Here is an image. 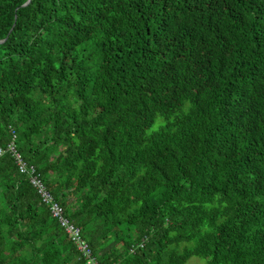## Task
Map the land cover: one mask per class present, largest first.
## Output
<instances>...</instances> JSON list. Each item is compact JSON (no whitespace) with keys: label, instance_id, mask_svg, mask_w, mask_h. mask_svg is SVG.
Instances as JSON below:
<instances>
[{"label":"trees","instance_id":"1","mask_svg":"<svg viewBox=\"0 0 264 264\" xmlns=\"http://www.w3.org/2000/svg\"><path fill=\"white\" fill-rule=\"evenodd\" d=\"M26 1L0 0V147L98 263L264 264V0ZM0 264H84L8 154Z\"/></svg>","mask_w":264,"mask_h":264},{"label":"built area","instance_id":"2","mask_svg":"<svg viewBox=\"0 0 264 264\" xmlns=\"http://www.w3.org/2000/svg\"><path fill=\"white\" fill-rule=\"evenodd\" d=\"M8 130L9 138L5 146L0 147V156L8 154L18 174L26 176L30 185L36 190L41 203L48 205L51 218L56 220L58 226L64 231L69 241L75 246V249L83 258L84 264H99L96 257L92 255L85 240L82 239L79 229L68 221L60 205L53 200L51 194L45 189L34 167L29 165L17 151L15 133L9 127Z\"/></svg>","mask_w":264,"mask_h":264},{"label":"rangeland","instance_id":"3","mask_svg":"<svg viewBox=\"0 0 264 264\" xmlns=\"http://www.w3.org/2000/svg\"><path fill=\"white\" fill-rule=\"evenodd\" d=\"M156 128V123L151 127V129ZM184 264H204V260L196 257H190Z\"/></svg>","mask_w":264,"mask_h":264},{"label":"water","instance_id":"4","mask_svg":"<svg viewBox=\"0 0 264 264\" xmlns=\"http://www.w3.org/2000/svg\"><path fill=\"white\" fill-rule=\"evenodd\" d=\"M29 0H27L22 6H26L28 4ZM2 42V41H0Z\"/></svg>","mask_w":264,"mask_h":264}]
</instances>
